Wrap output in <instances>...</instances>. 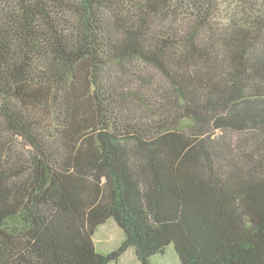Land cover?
Instances as JSON below:
<instances>
[{
    "label": "trees",
    "instance_id": "1",
    "mask_svg": "<svg viewBox=\"0 0 264 264\" xmlns=\"http://www.w3.org/2000/svg\"><path fill=\"white\" fill-rule=\"evenodd\" d=\"M129 248L264 264V0H0V264Z\"/></svg>",
    "mask_w": 264,
    "mask_h": 264
},
{
    "label": "rangeland",
    "instance_id": "2",
    "mask_svg": "<svg viewBox=\"0 0 264 264\" xmlns=\"http://www.w3.org/2000/svg\"><path fill=\"white\" fill-rule=\"evenodd\" d=\"M16 145H20L18 142ZM16 147V146H15ZM123 238L121 229L111 220L97 228L94 235L96 247L101 252L112 250ZM167 254L156 255L148 259L149 264H179L171 255L170 250ZM110 264H141L136 257L135 250L129 248L117 263Z\"/></svg>",
    "mask_w": 264,
    "mask_h": 264
}]
</instances>
